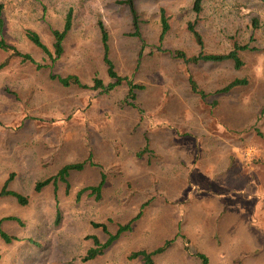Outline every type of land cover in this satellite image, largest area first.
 <instances>
[{"label": "rangeland", "instance_id": "rangeland-1", "mask_svg": "<svg viewBox=\"0 0 264 264\" xmlns=\"http://www.w3.org/2000/svg\"><path fill=\"white\" fill-rule=\"evenodd\" d=\"M124 1L0 0V39L35 63L0 51V190L7 182V190L27 199L21 206L14 197H0V232L14 238L7 243L0 236V264H145L130 255L151 253L166 242L169 246L152 256V264H201L197 255L208 247L193 237L206 236V245L217 250L220 239L215 245L211 236L225 232L228 225L223 217L211 219L204 199H188L190 185H179V199L171 198L168 190L162 194L153 190L148 197L140 185H104L98 198L89 190L78 194L97 186L92 185L99 166L93 151L109 153L112 162L122 158L125 139L129 141L138 128L120 123L129 99L125 82L106 93L64 87L49 78L76 76L87 87L94 78L105 86L113 82L103 62L99 22L108 35V58L116 73L143 87L136 90L135 102L172 103L170 117L178 119L174 131L179 135L202 140L198 137L211 133L237 134L244 140L245 152L254 151L245 153V161L260 167L264 163V139L257 136L264 137V3L201 0L196 15L194 0H130L132 8ZM161 10L169 24L162 41ZM68 11L72 27L63 53L50 61L28 41L26 32L36 33L52 52V31L62 29ZM188 23L200 34L205 54L228 53L234 44L248 46V51L239 52L242 66L236 69L230 61L185 64L176 58V51L188 58L199 51ZM189 79L197 92L191 90ZM234 80L246 84L222 93ZM96 118L103 122L96 124ZM184 145L181 151L190 150L191 142ZM78 163L83 170L70 173L68 190L49 184L34 191L37 182ZM141 208V218L128 232L101 256L82 261L94 246L91 237L100 244L107 240L102 228L93 225H105L114 235ZM242 225L236 220L230 227L233 251L224 252L221 261L209 253L211 264H236V259H242L238 264H264V220L249 222L251 238L241 232ZM239 243L247 253L236 254Z\"/></svg>", "mask_w": 264, "mask_h": 264}, {"label": "crops", "instance_id": "crops-1", "mask_svg": "<svg viewBox=\"0 0 264 264\" xmlns=\"http://www.w3.org/2000/svg\"><path fill=\"white\" fill-rule=\"evenodd\" d=\"M135 93L136 90L134 100ZM128 97L127 117L121 116L120 123L138 128L129 141L125 139L122 158L116 157L112 162L109 153L100 155L93 151L92 159L99 166H96L92 185H102L101 191L104 185H140L148 197H151L153 190L159 194L168 190L172 192L171 198L177 199L180 197L179 185H190L192 191L188 199H204L202 204L210 206L211 219L219 216L228 223L225 232L218 231V234L211 236L214 244H218L217 238L220 239L219 245L215 244L217 250L206 245V236L193 237L199 239V245L208 247L199 253L207 258V264L212 263L210 254L219 255L217 259L221 261L224 252L233 251L235 243L231 241L233 232L230 227H235L236 220L243 223L241 232H246L248 238H251L249 222L264 220V163L260 167L245 161V153L249 155L254 151L248 148L245 152L244 140L237 134L211 133L204 138L198 137L202 140L181 136L174 131L178 119L170 117L174 113L172 103L163 106L140 104ZM95 120L98 125L103 122L100 118ZM259 137L264 139L263 136ZM186 142H191L188 145L190 150L181 151ZM204 142L209 143L202 144ZM69 178L70 175L68 181ZM55 185L65 183L57 181ZM142 208L130 219L132 223L141 218ZM221 239L227 248L222 246ZM236 248H239L237 255L247 253L243 244L239 243ZM241 261L236 259V264Z\"/></svg>", "mask_w": 264, "mask_h": 264}, {"label": "trees", "instance_id": "trees-1", "mask_svg": "<svg viewBox=\"0 0 264 264\" xmlns=\"http://www.w3.org/2000/svg\"><path fill=\"white\" fill-rule=\"evenodd\" d=\"M260 1L264 3V0H260ZM124 3H128V5L132 8V4L130 0H125ZM193 11L196 15H198L201 12V0H194ZM131 12L134 15L133 9H131ZM1 14H2V5L0 4V28L2 27V24H3ZM71 27H72V13L71 11H68L67 14L65 15L62 29L52 31V37H53L52 52H50L48 48L41 42V40L39 39L36 33L27 31L26 38L34 47L39 49L45 56H47V58L50 61H53L54 59H58L62 55L63 41L65 40L68 32L71 30ZM98 28L100 30V35H101V42H102L103 53H104L103 62H104V65L106 66V73H107L108 78L112 80L113 82L105 86L100 79L94 78L93 84L91 85V87H87L85 85H81V83L79 82L76 76L60 77V76H55L53 74H50L49 78L51 80L57 81L61 86H64V87H69V86L74 85V86H79L80 88H83V89H86V88L91 89V90L100 89L106 93L110 92L111 90H113L114 88H116L117 86H120L122 83L125 82L129 88L128 95L131 97L130 99H134V95H133L134 91L142 90L143 87L140 85H135L131 83L130 81L119 76L116 73L111 61L108 58V35L101 22L98 23ZM187 30L194 38L197 46L199 47V51L196 56L189 57V58L186 57L185 54L180 51L174 52V56L182 60L185 64H198L200 62L219 63V62H224V61H230L233 63V66L236 69L242 66V61L239 57V52L248 51L249 50L248 46H239L237 44H234L233 49L230 50L228 53L205 54L203 52L202 38L200 34L196 31L194 24L188 23ZM168 31H169V24H168L164 11L161 10L160 11V37H159L160 41L163 40L164 36L166 35ZM134 36H137V33H134ZM0 51L10 52L12 56H16L17 58H20L22 62H29V63L35 64L33 59L29 55L20 53L19 51H17L16 48L7 45L2 39H0ZM3 66L4 65H1V68ZM37 67H39V65H37ZM245 84L246 82L243 80L242 81L234 80L231 83H229L226 87H224L221 90V92L227 93L234 87L242 86ZM189 85L193 92H197V86L191 79H189ZM259 136H262V135L259 134ZM83 166L84 165L82 163H78V164H68V165L61 167L55 176L47 178L43 181L37 182L34 186V191L39 192L43 187L49 184L55 185L57 181L65 183L66 189L68 190L69 184H68L67 178L69 177L70 173L81 171L83 169ZM7 186L8 185L6 182V184L0 190V197L11 196V197L16 198L19 205L21 206L26 205L27 199L18 193L7 190ZM101 188H102V185H97L95 187H90V188L81 190L79 191L78 194H81L82 192L89 190L91 194H93L96 198H98L101 193ZM1 221L2 220H0V223ZM132 222L133 220L128 222V224L126 225H119L114 235H111L107 232V228L105 225H102V224L93 225L94 227L102 228V230L107 234V240L103 244H100L96 237H91V240L94 246L90 248L89 250H87L85 256L82 258V261L84 262L90 261V260L95 259L98 256H101L104 250L108 248L110 244L114 242L122 233L126 231L128 232L130 230V225ZM0 236L3 239V241L7 243L14 240V238L7 236L3 232H0ZM168 246H169V242H166L163 246L157 248L151 253H148L145 251L134 252L130 255V259L139 258L145 264H152L153 263L151 260L152 256L161 254ZM197 257L200 260L201 264H207V258L204 255L198 254Z\"/></svg>", "mask_w": 264, "mask_h": 264}]
</instances>
